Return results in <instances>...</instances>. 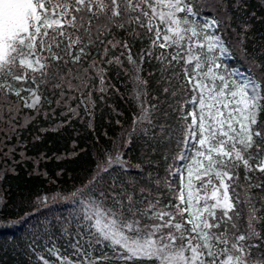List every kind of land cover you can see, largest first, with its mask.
I'll return each instance as SVG.
<instances>
[{
	"label": "snow or ice",
	"instance_id": "1",
	"mask_svg": "<svg viewBox=\"0 0 264 264\" xmlns=\"http://www.w3.org/2000/svg\"><path fill=\"white\" fill-rule=\"evenodd\" d=\"M202 7L216 14L193 0H0V120L7 113L10 131L21 108L64 109V124L83 119L81 108L92 117L94 92L101 102L123 95L114 73L135 108L123 147L136 140L142 152L128 174L113 142L73 192V213L54 218L67 245L51 221L34 226L35 264H264V60L239 76L221 59L248 0ZM250 27L245 19L241 31ZM117 167L128 178L102 188ZM50 199L60 194L37 197Z\"/></svg>",
	"mask_w": 264,
	"mask_h": 264
},
{
	"label": "trees",
	"instance_id": "2",
	"mask_svg": "<svg viewBox=\"0 0 264 264\" xmlns=\"http://www.w3.org/2000/svg\"><path fill=\"white\" fill-rule=\"evenodd\" d=\"M210 2L193 0L194 7L199 8L201 13L211 11L216 14L214 8L202 7ZM248 5L250 15L232 14L229 27L223 33L229 45V55L221 58L230 67L243 72L252 67L254 60H264V0H248ZM245 19L251 26L246 34L241 31ZM238 36L244 40L247 56L241 50ZM145 67L148 68V65ZM109 75L123 95L110 91L101 102L94 92L97 104L92 117H85L81 108L83 119L74 118L64 124L62 122L67 119L61 116L64 109L57 108L55 117H46L43 112L37 116L32 110L21 108L14 121L18 126L16 132H11L8 124L3 122L9 118L7 113L0 120V264H35V257L27 244L38 223L47 225L51 221L49 231L54 232L57 245L62 249L67 245L68 240L60 236L54 218L68 217L73 213L74 202L79 199L72 195L73 192L93 177L104 154L114 151V141L120 145L124 159L131 165L127 173L138 175L135 166L141 163L140 142L133 140L130 147H123L125 130L129 128L135 111L126 94V88L130 89L131 85L122 83L123 77L118 78L114 73ZM76 103L78 101H73L72 106L75 107ZM43 107L44 111H50L55 104H44ZM30 117L35 118L30 120ZM260 119L264 120V113H261ZM164 168L161 163V176L164 175ZM114 178L123 180L128 177L117 167L105 175L101 187H107ZM56 193L60 194L59 200L50 199L46 204L37 200L38 196L52 197ZM76 227L79 225L74 223L73 230Z\"/></svg>",
	"mask_w": 264,
	"mask_h": 264
},
{
	"label": "rangeland",
	"instance_id": "3",
	"mask_svg": "<svg viewBox=\"0 0 264 264\" xmlns=\"http://www.w3.org/2000/svg\"><path fill=\"white\" fill-rule=\"evenodd\" d=\"M229 54H226L225 56L221 57V58H227ZM231 68V67H230ZM246 72H240V71H237V75L239 76H242L243 74H245Z\"/></svg>",
	"mask_w": 264,
	"mask_h": 264
}]
</instances>
